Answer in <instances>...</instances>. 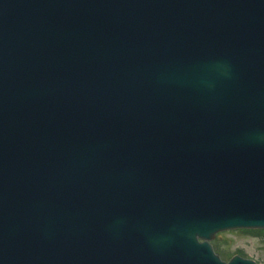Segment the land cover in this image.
Returning a JSON list of instances; mask_svg holds the SVG:
<instances>
[{
  "label": "water",
  "instance_id": "1",
  "mask_svg": "<svg viewBox=\"0 0 264 264\" xmlns=\"http://www.w3.org/2000/svg\"><path fill=\"white\" fill-rule=\"evenodd\" d=\"M264 0H0V264H258Z\"/></svg>",
  "mask_w": 264,
  "mask_h": 264
},
{
  "label": "rangeland",
  "instance_id": "2",
  "mask_svg": "<svg viewBox=\"0 0 264 264\" xmlns=\"http://www.w3.org/2000/svg\"><path fill=\"white\" fill-rule=\"evenodd\" d=\"M212 242H216L219 248L228 254L227 260L234 255H238L237 252L240 251L242 253L241 257L251 259L258 264H264V245L258 238L237 230L220 233L215 236Z\"/></svg>",
  "mask_w": 264,
  "mask_h": 264
},
{
  "label": "trees",
  "instance_id": "3",
  "mask_svg": "<svg viewBox=\"0 0 264 264\" xmlns=\"http://www.w3.org/2000/svg\"><path fill=\"white\" fill-rule=\"evenodd\" d=\"M239 232L245 233L254 238H258L260 242L264 245V230H239ZM211 245L214 251L218 253L223 260L228 259V254L224 250L219 248V245L216 242H211ZM237 254L242 256V253L240 251H238Z\"/></svg>",
  "mask_w": 264,
  "mask_h": 264
}]
</instances>
